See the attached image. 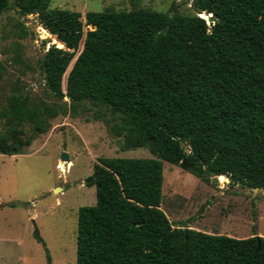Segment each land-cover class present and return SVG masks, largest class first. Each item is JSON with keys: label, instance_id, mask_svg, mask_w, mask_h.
<instances>
[{"label": "trees", "instance_id": "1", "mask_svg": "<svg viewBox=\"0 0 264 264\" xmlns=\"http://www.w3.org/2000/svg\"><path fill=\"white\" fill-rule=\"evenodd\" d=\"M50 2L0 0V14L38 13L65 44L40 59L48 90L68 97L73 112L85 100L106 106L119 118L112 132L124 136L122 148L148 147L156 156L94 164L86 184L96 187V203L79 208L76 264H264V237L174 225L161 209L163 161L204 180L214 173L264 188V0H195L197 13L187 15L176 3L169 12L107 7L85 21ZM205 11L217 19L211 27ZM60 111L40 112L30 92L17 89L0 113L8 126L0 153L23 154L19 127L31 123L34 138ZM47 259L52 264L48 251Z\"/></svg>", "mask_w": 264, "mask_h": 264}, {"label": "rangeland", "instance_id": "2", "mask_svg": "<svg viewBox=\"0 0 264 264\" xmlns=\"http://www.w3.org/2000/svg\"><path fill=\"white\" fill-rule=\"evenodd\" d=\"M194 2L51 0L50 8L79 11L85 21L88 11L107 7L169 12L176 3L178 13L196 14ZM22 25L25 33L20 31ZM91 28L85 25V34ZM46 30L38 13L21 16L11 10L0 14V60L4 65L0 113L17 89L30 92L31 105L40 112L45 105L61 108L57 117L48 118L49 129L34 138L31 123L19 127L23 154L0 153V264H49L47 251L52 264H76L79 208L96 203V187L86 184L94 164L101 157H156L148 147L122 148L124 136L112 132L119 118L106 106L85 100L73 112L68 97L59 99L48 90L40 59L51 45L60 47L61 41ZM62 47L66 48L65 44ZM82 48L83 41L79 51ZM71 66L63 79L65 91ZM7 128L0 117V132ZM8 143L17 146L12 138ZM64 150L68 162L62 160ZM163 164L161 209L174 225L237 238L264 237V188L255 191L226 175L204 180L180 165Z\"/></svg>", "mask_w": 264, "mask_h": 264}, {"label": "water", "instance_id": "3", "mask_svg": "<svg viewBox=\"0 0 264 264\" xmlns=\"http://www.w3.org/2000/svg\"><path fill=\"white\" fill-rule=\"evenodd\" d=\"M205 13H206L207 17H204V18L207 20L209 26L211 27V26L215 23V21H216L217 19H216V17L213 15V13H209L208 11H205ZM200 16L203 17L202 15H200ZM62 160L66 161V162L69 161V155H68V153H67L66 150H64L63 153H62ZM212 176L217 177V175H215L214 173H212ZM260 189H261V188H259V187H255V188H254L255 191H258V190H260Z\"/></svg>", "mask_w": 264, "mask_h": 264}, {"label": "crops", "instance_id": "4", "mask_svg": "<svg viewBox=\"0 0 264 264\" xmlns=\"http://www.w3.org/2000/svg\"><path fill=\"white\" fill-rule=\"evenodd\" d=\"M15 155H17V154H15ZM9 204H10V203H9ZM9 204H8V205H9ZM9 206H10V205H9Z\"/></svg>", "mask_w": 264, "mask_h": 264}]
</instances>
